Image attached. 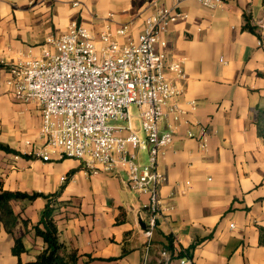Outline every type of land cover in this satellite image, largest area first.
<instances>
[{
	"label": "crops",
	"instance_id": "1",
	"mask_svg": "<svg viewBox=\"0 0 264 264\" xmlns=\"http://www.w3.org/2000/svg\"><path fill=\"white\" fill-rule=\"evenodd\" d=\"M155 1L160 7L176 4L0 0V143L21 154L42 143L41 110L17 101L7 86L11 64L29 52L39 56L48 38L66 33L73 23L97 38L109 32L122 46L136 42ZM179 11L187 18L171 26L162 51L167 67L183 64L185 78L168 68L165 74L182 91L172 103L187 107L194 101L197 110L160 160L167 178L160 193L169 211L159 221L147 264H164L160 252L168 236L175 247L168 264H179L181 250H189L193 264H264V140L256 124L264 109V0H226L215 10L184 0ZM247 17L261 38L245 30ZM122 28L127 30L120 36ZM202 127L209 134L206 152L197 139L185 137L187 131L198 137ZM0 183L9 192L40 195L32 202H12L18 216L14 236L22 237L26 248L24 263L45 249L32 227L46 207L43 196L57 194L64 204L56 215L59 238L69 251L91 256V264H144L142 208L148 198L130 191L125 175L92 177L74 159L43 162L0 150ZM13 247L14 238L0 224V264H18Z\"/></svg>",
	"mask_w": 264,
	"mask_h": 264
},
{
	"label": "built area",
	"instance_id": "2",
	"mask_svg": "<svg viewBox=\"0 0 264 264\" xmlns=\"http://www.w3.org/2000/svg\"><path fill=\"white\" fill-rule=\"evenodd\" d=\"M182 1L176 0L172 7H160L155 1L156 10L146 17L143 32L129 45L122 46L109 32L97 38L86 27L73 23L66 33L48 38L39 56L29 52L9 66L7 86L15 99L36 104L42 114V143L32 145L24 155L43 162L74 159L92 177L125 175L130 189L147 196L142 208L147 216L144 264L148 263L159 221L169 211L160 193L167 182L159 169L160 160L174 144L179 128L189 125L191 114L197 110L194 101L187 107L172 103L182 91L170 84L165 74L168 68L178 79L185 78L183 64L167 67L162 51L171 26L187 18L179 11ZM195 1L209 10L219 9L226 2ZM126 30L120 29L118 34L123 36ZM131 105L140 111V130L145 139L134 128ZM185 137L197 139L199 148L208 150L206 127L198 137L191 131ZM141 151L148 152L147 165L141 164ZM171 256L166 249L160 252L164 264ZM179 264L193 262L181 257Z\"/></svg>",
	"mask_w": 264,
	"mask_h": 264
},
{
	"label": "trees",
	"instance_id": "3",
	"mask_svg": "<svg viewBox=\"0 0 264 264\" xmlns=\"http://www.w3.org/2000/svg\"><path fill=\"white\" fill-rule=\"evenodd\" d=\"M245 30L258 35L261 38L258 26L252 24L250 17H247ZM256 124L260 135L264 140V109L257 112ZM0 150L26 159L31 158V156L21 154L3 143H0ZM39 196L40 195L37 194L28 195L20 192H9L4 190L3 185L0 183V224H3L7 232L14 238L13 254L19 259L18 264H80V261L83 259H85L84 264L93 263L95 259L91 256L80 255L76 251H69L67 246L60 241V231L56 221V215L64 204L58 202L59 196L57 194L43 196L47 200L46 207L39 223L32 227L34 234L43 239L45 249L37 256L35 261L24 263L21 260V255L26 252V248L23 238L14 236L13 229L18 221V216L13 210L12 202L18 200H28L32 202ZM24 223L27 226L29 224L27 220L24 221ZM166 240L167 243L163 244V249L168 250L172 255H174L175 247L173 237L168 236L166 237ZM179 257H190L189 250H181L179 252ZM114 260L118 259H110L108 261Z\"/></svg>",
	"mask_w": 264,
	"mask_h": 264
},
{
	"label": "rangeland",
	"instance_id": "4",
	"mask_svg": "<svg viewBox=\"0 0 264 264\" xmlns=\"http://www.w3.org/2000/svg\"><path fill=\"white\" fill-rule=\"evenodd\" d=\"M129 112L133 118V125H134V128L135 130L139 133V137L141 139H145L146 136L145 134L140 130V111L139 109L137 108V106L135 105H131L130 108H129ZM113 124H119V125H125L126 123L122 122V121H113L111 122ZM140 160H141V163L143 165H147L148 164V152L147 151H141L140 152ZM130 191L136 193V194H139L138 191L136 190H133V189H130Z\"/></svg>",
	"mask_w": 264,
	"mask_h": 264
}]
</instances>
